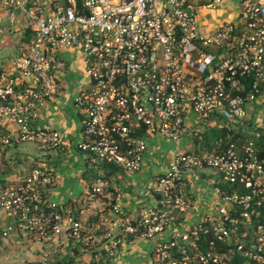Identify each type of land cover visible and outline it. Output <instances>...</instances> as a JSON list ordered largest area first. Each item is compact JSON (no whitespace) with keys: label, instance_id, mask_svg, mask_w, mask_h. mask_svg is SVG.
<instances>
[{"label":"built area","instance_id":"2783aa9c","mask_svg":"<svg viewBox=\"0 0 264 264\" xmlns=\"http://www.w3.org/2000/svg\"><path fill=\"white\" fill-rule=\"evenodd\" d=\"M8 2L30 15L33 34L16 72L0 75V121L17 126L16 135L0 134V149L36 143L47 154L64 147L58 130L34 126V108L66 92L67 53L83 69L81 77L73 73L71 99L81 115L74 146L92 183L86 200L109 187L106 169L142 170L148 137L175 148L167 169L151 179L155 206L133 218L111 203L95 232L75 216L84 208L51 198L61 176L38 159L26 179L0 188L1 239L37 240L39 264H64L57 255L76 257L75 250L77 258L90 256L78 264H113L122 244L172 229L150 264H233L236 256L240 264H264V121L257 110L264 0H239L230 20L204 30L199 13L227 0H66L40 14L37 0ZM213 131L219 135L208 140ZM185 138L192 147H180ZM208 170L220 180L204 176ZM194 178L210 185L216 201L191 222L196 198L187 185Z\"/></svg>","mask_w":264,"mask_h":264},{"label":"crops","instance_id":"0c3cea01","mask_svg":"<svg viewBox=\"0 0 264 264\" xmlns=\"http://www.w3.org/2000/svg\"><path fill=\"white\" fill-rule=\"evenodd\" d=\"M65 1L37 0L38 7L35 11L39 14L46 13L52 7L63 4ZM238 2L239 0H227V3L236 4ZM28 30H31L28 41L30 42L33 34V23L30 15L10 5L8 0H0V75L16 72V65L22 54L27 50ZM74 56L77 57L72 53L66 55L70 66V74L67 76L66 81L68 85L66 92L34 108V126L36 128L48 126L58 130L65 137L64 147L47 154L39 149L41 155L33 158L23 152L22 145L24 143L13 144L0 149V188L16 186L31 174L38 159L41 162L45 160L46 164L55 167L61 176V181L52 193L51 198L66 206L74 204L75 207L84 208V213L77 212L76 214L84 222L88 231L95 232L94 227L100 217L109 215V213H103L104 208L112 202L113 204H119L133 218L140 217L155 206L156 201L150 191L151 179L154 175L167 169L168 158L175 145L161 136L148 137L149 149L142 170L131 175L122 171L113 172L112 170L109 172L106 169L104 176L110 181L109 187L103 190L104 192L99 198L86 200L87 188L92 183L84 167L83 157L74 146L75 141L80 137L81 115L72 102L71 91L74 87L73 73L78 75L74 65L78 67V72L82 67L79 62H74ZM65 95L70 97L64 99L62 96ZM259 104L261 105H258L257 110L262 116L264 114V97L260 98ZM70 108L74 109L72 115L69 113ZM16 131L17 126L14 122L10 120L0 121V134L11 133L16 135ZM188 142V138L183 139L180 147L183 149L186 148V145L192 147ZM85 173L87 176L83 178ZM203 175L220 180V174L214 170H208ZM76 183L82 185L78 191H74ZM187 190L192 192L196 198V203L188 214L190 221L193 222L216 199L210 185L207 182L199 181L197 178L189 180ZM0 216L2 215L0 214ZM171 232L172 229H166L162 234L157 235L155 239L136 240L132 243L122 244L112 258L113 264H150L155 246L162 241H168ZM89 257V254L83 253L77 260L86 263Z\"/></svg>","mask_w":264,"mask_h":264},{"label":"rangeland","instance_id":"374dc122","mask_svg":"<svg viewBox=\"0 0 264 264\" xmlns=\"http://www.w3.org/2000/svg\"><path fill=\"white\" fill-rule=\"evenodd\" d=\"M234 6V3H228L225 5H218L217 9H212L209 13L207 10H204L203 12L206 13H199V22L204 23L203 26L200 28L202 30L209 29V27H212L213 24L218 23V20L220 18L224 20H230L232 18L233 11L237 10L236 7L232 8ZM75 71H77V74L79 77L82 76V67L79 69L80 72H78V67L74 65ZM69 95V94H68ZM68 95L62 96L64 99H67ZM261 105V104H258ZM73 107V106H72ZM74 109L70 108L69 113H73ZM264 114L262 115L261 120L264 121ZM22 150L25 154L33 157H39L41 155V151L39 150L38 146L34 143H24L22 145ZM82 185L79 183H76V187L74 188V191H78ZM113 204V202H112ZM40 247L41 244L37 241H31L28 239H13V240H4L0 237V264H39V254H40ZM51 252L54 254H57L58 251L55 250V248L51 249Z\"/></svg>","mask_w":264,"mask_h":264},{"label":"trees","instance_id":"16d2710c","mask_svg":"<svg viewBox=\"0 0 264 264\" xmlns=\"http://www.w3.org/2000/svg\"><path fill=\"white\" fill-rule=\"evenodd\" d=\"M28 32H29V34H28V38H27V42H26V44L28 45L29 44V38H30V35H31V30H28ZM28 48V46L26 47V49ZM219 135V133L217 132V131H213L208 137H207V139L208 140H213L215 137H217ZM109 170V169H108ZM109 172H110V170H109ZM87 175H86V173L83 175V178L84 177H86ZM90 180H91V178H90ZM75 216H76V218L77 219H79L78 218V216H77V214L75 213ZM75 252V256L76 257H74V256H72V255H66V256H64L62 259H59V257L60 256H58L57 255V259L60 261V262H62V263H64V264H78L79 263V261L77 260V256H78V252L79 251H77V250H75L74 251ZM241 261H242V259L241 258H239L238 256H236V259H235V261L233 262V264H240L241 263Z\"/></svg>","mask_w":264,"mask_h":264}]
</instances>
